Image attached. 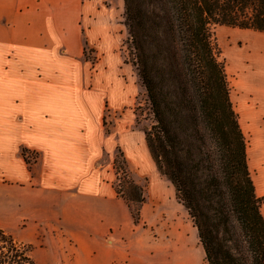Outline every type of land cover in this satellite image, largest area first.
<instances>
[{"label": "crops", "instance_id": "obj_1", "mask_svg": "<svg viewBox=\"0 0 264 264\" xmlns=\"http://www.w3.org/2000/svg\"><path fill=\"white\" fill-rule=\"evenodd\" d=\"M113 22L109 10L90 0H0V229L33 246L36 264L167 261L159 246L154 254L147 249L154 244L147 227L159 226L151 218L159 208L148 194L162 176L137 127L142 87L117 52L122 34ZM86 47L96 49V62L86 59ZM233 85L262 198L264 73ZM108 115L115 117L111 132ZM118 147L145 189L139 224L113 186ZM69 241L74 256L67 262Z\"/></svg>", "mask_w": 264, "mask_h": 264}, {"label": "trees", "instance_id": "obj_2", "mask_svg": "<svg viewBox=\"0 0 264 264\" xmlns=\"http://www.w3.org/2000/svg\"><path fill=\"white\" fill-rule=\"evenodd\" d=\"M124 9L130 61L154 117L145 140L188 210L207 264H264V197L255 191L213 31L228 26L264 33V0H124ZM28 152L22 150L26 160ZM114 168L115 191L139 224L145 189L120 147ZM32 251L0 229V264H36Z\"/></svg>", "mask_w": 264, "mask_h": 264}, {"label": "rangeland", "instance_id": "obj_3", "mask_svg": "<svg viewBox=\"0 0 264 264\" xmlns=\"http://www.w3.org/2000/svg\"><path fill=\"white\" fill-rule=\"evenodd\" d=\"M90 1H93L96 7L109 10L113 14V24L118 26L120 34H122L117 52L125 62L132 66L138 83L142 87V91L139 92L135 102L137 127L142 131L150 128L154 123V117L147 93L130 61L129 32L124 19V0ZM213 31L215 41L221 50L220 58L226 66L231 91L234 87L233 83L238 77L264 73V33L228 26H215ZM85 57L89 61L96 62L100 55L96 49L86 47ZM114 122L115 117L113 115L106 117L105 129L107 132L112 131ZM28 155L30 156V153H27ZM161 176L160 182H151L150 193L148 194L152 203L156 208H159L151 216L152 220L158 222L159 226L158 229L151 226L152 229L150 230V227H147L150 243H154L147 249L154 254L157 246H159L161 254H166L167 261L165 262V258H161L155 262V259L151 257L150 264H207L198 231L188 210L178 200L174 186L163 175ZM114 183H118L117 174ZM149 184L150 182L144 183L145 187ZM155 240L159 242L158 245L155 244ZM64 255V260L73 261L74 245L71 241L65 247Z\"/></svg>", "mask_w": 264, "mask_h": 264}]
</instances>
